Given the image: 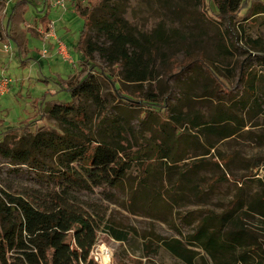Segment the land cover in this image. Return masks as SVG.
Segmentation results:
<instances>
[{
    "label": "rangeland",
    "instance_id": "1",
    "mask_svg": "<svg viewBox=\"0 0 264 264\" xmlns=\"http://www.w3.org/2000/svg\"><path fill=\"white\" fill-rule=\"evenodd\" d=\"M6 1H0V15L14 3ZM85 2L73 0L63 11L45 6L57 36L71 49L73 63L59 57L52 46L47 56L40 55L41 26L34 18L45 12L40 0H32L25 13L14 15L6 38L13 50L0 53V72L12 79L8 92L0 96V190L31 192L42 198L58 193L103 217L88 256L95 264H186L158 244L156 236L184 241L207 211H222L236 195H253L259 183L245 175L264 176V16H250L241 25H232L218 18L206 0H107L103 8L95 9L83 41L85 49L90 43L97 47L89 61L110 75L123 95L139 101L165 99L170 116L164 117L146 103L129 106L121 102L109 81L91 70L106 104V132H113L115 123L121 124V145L137 159L129 162L116 185L87 182L82 187L70 181L63 168L45 170L40 163H13L7 156L24 137L30 141L39 130L56 129L57 122L45 112L28 131L14 127L37 117L43 97L67 100L60 78L74 81L86 68L76 48ZM6 18L7 12L2 22ZM108 23L143 41L145 35L150 36L156 49L149 60L152 78L128 81L123 66L101 54L100 48L109 49L111 44L102 28ZM22 56L28 57L26 64L20 61ZM147 57L148 52L142 56L143 64ZM196 58L202 63L192 61L172 76L174 64L186 65ZM204 63L223 78L225 87ZM202 122L211 123L214 130H206ZM222 127L235 132L221 137ZM158 146L167 149L166 160L156 154L150 159ZM42 156L49 161L57 157L52 149ZM170 157L180 160L171 162ZM71 165L79 170V164ZM104 223L129 232L128 240L111 237ZM101 246L109 252L107 260ZM189 248L197 252L194 264H213L201 248ZM9 255L5 253L8 264L20 263Z\"/></svg>",
    "mask_w": 264,
    "mask_h": 264
},
{
    "label": "trees",
    "instance_id": "2",
    "mask_svg": "<svg viewBox=\"0 0 264 264\" xmlns=\"http://www.w3.org/2000/svg\"><path fill=\"white\" fill-rule=\"evenodd\" d=\"M40 1L43 4L42 9L49 5L48 0ZM106 1L86 0L80 12L83 23L76 45L79 51L77 56L83 58V64L87 66L81 69L74 81L64 82L65 79L60 78V87L68 95V99L43 97L38 104L37 117L26 118L23 124L14 127L28 131L29 126L41 120L45 112L48 118L57 122L56 129L39 130L32 135L30 141L24 137L18 148L12 150L8 156L5 153L13 163H40L45 170L50 171L63 168L65 176L82 187L87 182L92 185H116L129 162L137 159L128 155L121 145V124L112 121L117 127L110 134L106 132V104L101 99L99 82L91 70H96L109 81L112 91L121 102L129 106L146 103L150 109L164 117L170 116L165 99L133 100L123 95L121 88L110 75L89 61L90 54L97 47L90 43L85 49L84 37L91 23L92 12L103 8ZM12 2L14 3L10 8L7 6L5 22H2V18L6 12L0 15V32L5 39L8 36L7 23L15 14L25 13L32 0ZM206 5L218 18L237 26L250 16H264V0H206ZM47 12L45 9L43 15L34 17L44 30L48 28L51 20ZM102 28L107 32L111 44L109 49L101 47L100 50L104 51L101 54H106L110 62H119L123 66L126 80L143 82L153 77L149 60L154 57L156 49L153 48V40L149 35H145L143 41L139 36L123 32L110 23ZM220 46L223 52H228L224 45ZM146 52L148 57L143 64L142 56ZM17 53L20 56L19 50ZM27 58L22 56V64H26L23 62ZM192 61L201 62L196 58L186 65L174 64L172 76H178ZM204 65L216 82L225 87L223 78L209 64ZM89 105L93 106L92 110H89ZM172 118L177 120V116ZM228 118L232 121L233 117ZM219 119L223 121L225 118L222 116ZM200 125L201 123H196L194 126ZM202 125L207 126L206 130H214L209 122H202ZM234 132L227 127L218 131L221 137L230 136ZM51 149L57 157L49 161L42 155ZM155 154L159 159L168 158L167 149L161 146L154 149L150 159ZM177 160L180 159L170 157L171 162ZM71 163L79 164V170ZM254 175L256 173L245 175L259 183L253 195H236L222 211H207L196 223L194 230L184 236V241L177 237L165 238L157 235L158 244L186 264H194L196 258L197 252L189 248L191 245L201 248L213 264H264V176ZM103 222V217H98L96 212L89 211L83 204L58 193L42 198L31 192L0 190V262L8 264L5 253L10 252L8 258L20 262L13 264H95L88 256ZM103 225L104 231L114 239L121 242L128 240L129 232L126 230L106 223ZM101 255L106 260L109 256L108 250L103 246Z\"/></svg>",
    "mask_w": 264,
    "mask_h": 264
},
{
    "label": "built area",
    "instance_id": "3",
    "mask_svg": "<svg viewBox=\"0 0 264 264\" xmlns=\"http://www.w3.org/2000/svg\"><path fill=\"white\" fill-rule=\"evenodd\" d=\"M14 0H8V2H12ZM73 0H48V3L52 6L59 7L63 10H66L69 6V4H72ZM47 29L44 30L40 28L41 32V37H42V42H43V47L40 51V55L42 57H45L48 55V49L50 46L53 47V50L55 53L59 55L63 60L66 59L68 62H75L73 56L71 55L70 51L67 50V45L66 43L60 39L54 28H53V21L49 20ZM49 43V44H47ZM13 50V46L10 42V40H7L3 38V35L0 32V53H11ZM12 79L9 75L4 73L3 71L0 72V96L3 94L7 93L9 90V85L11 84Z\"/></svg>",
    "mask_w": 264,
    "mask_h": 264
},
{
    "label": "crops",
    "instance_id": "4",
    "mask_svg": "<svg viewBox=\"0 0 264 264\" xmlns=\"http://www.w3.org/2000/svg\"><path fill=\"white\" fill-rule=\"evenodd\" d=\"M3 1V0H2ZM14 18V17H13ZM12 18V20H13ZM12 20H10L8 23H7V33L9 34L10 33V24L12 23ZM12 41V40H11ZM70 53L71 55L73 56L72 52H71V49H70ZM74 58V57H73ZM77 60V58H76ZM64 62V61H63ZM2 71V70H1Z\"/></svg>",
    "mask_w": 264,
    "mask_h": 264
}]
</instances>
